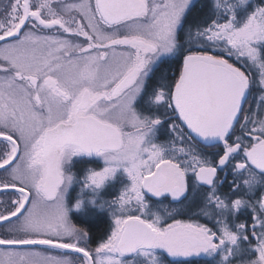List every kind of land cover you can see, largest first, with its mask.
Segmentation results:
<instances>
[{
    "label": "snow or ice",
    "instance_id": "obj_1",
    "mask_svg": "<svg viewBox=\"0 0 264 264\" xmlns=\"http://www.w3.org/2000/svg\"><path fill=\"white\" fill-rule=\"evenodd\" d=\"M200 260L264 264V0L0 3V264Z\"/></svg>",
    "mask_w": 264,
    "mask_h": 264
},
{
    "label": "rangeland",
    "instance_id": "obj_2",
    "mask_svg": "<svg viewBox=\"0 0 264 264\" xmlns=\"http://www.w3.org/2000/svg\"><path fill=\"white\" fill-rule=\"evenodd\" d=\"M195 2L199 6L201 0H195ZM142 103L143 102H141V104ZM159 137H160V141H164L165 139H167V136L165 134V130L163 128L160 129ZM102 166H103V162L101 160H99L98 158H95V157H76L73 159V161L70 164V171H71V173H73L75 175L77 180H80L83 177V175L85 174L86 169L98 168V167H102ZM222 175H223V173H222ZM229 179H231V177H229ZM119 188H120L119 184H116V186L114 188H109L108 191L105 193L104 198L105 199H111L112 196L118 194ZM78 191H79V184L78 183L73 184L70 187V192L73 196H75L76 192H78ZM174 206L175 205H170L167 200H164L159 204L153 202L151 210L152 211L159 210V212L161 213L162 216H166L167 212L170 211V209ZM78 215H83V214H78ZM84 218L91 220V221H93L95 219H101L104 226H105L104 230L102 232V235L106 232V230L108 229L109 223H110V218H109L108 214L107 213H100L98 211H89L86 214V217H84ZM177 218H186V217H177ZM168 222H170V221H168ZM81 226H84V225H81ZM99 238H100V236L97 238V241L99 240ZM92 246L94 247L95 244Z\"/></svg>",
    "mask_w": 264,
    "mask_h": 264
},
{
    "label": "trees",
    "instance_id": "obj_3",
    "mask_svg": "<svg viewBox=\"0 0 264 264\" xmlns=\"http://www.w3.org/2000/svg\"><path fill=\"white\" fill-rule=\"evenodd\" d=\"M243 217V215L241 216ZM204 220H201V222H203ZM85 227H88L90 229L91 232V239H90V243L92 245H94L97 241V238L102 235V232L104 230V224L102 222L101 219H95L93 221L89 220V224L84 225ZM199 264H204L203 260H200Z\"/></svg>",
    "mask_w": 264,
    "mask_h": 264
},
{
    "label": "flooded vegetation",
    "instance_id": "obj_4",
    "mask_svg": "<svg viewBox=\"0 0 264 264\" xmlns=\"http://www.w3.org/2000/svg\"><path fill=\"white\" fill-rule=\"evenodd\" d=\"M4 0H0V3H3ZM250 99H252V96H250ZM241 219H243V217H241ZM203 222H206V221H203Z\"/></svg>",
    "mask_w": 264,
    "mask_h": 264
}]
</instances>
